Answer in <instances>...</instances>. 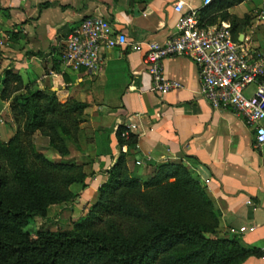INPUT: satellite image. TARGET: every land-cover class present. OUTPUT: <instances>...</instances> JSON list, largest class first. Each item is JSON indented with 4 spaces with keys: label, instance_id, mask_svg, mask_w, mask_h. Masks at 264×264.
Listing matches in <instances>:
<instances>
[{
    "label": "crops",
    "instance_id": "1",
    "mask_svg": "<svg viewBox=\"0 0 264 264\" xmlns=\"http://www.w3.org/2000/svg\"><path fill=\"white\" fill-rule=\"evenodd\" d=\"M200 1L0 0V79L4 69H10L22 83L53 90L59 101L72 97L86 103L77 140L69 142L66 155L82 165L85 176L81 183L69 185L75 192L72 199L50 203L46 214L55 212L64 224L84 214L121 152L128 171L142 180L158 162L180 159L218 211L216 234H235L254 250L238 264H264V143L254 145L253 124L231 108L213 107L201 97L197 66L187 55L161 60L164 76L177 80L176 86L162 92L149 89L144 42L162 41L173 31L180 11L200 8ZM245 2L227 11L241 17L253 6ZM90 14L105 17L126 41L111 47L101 44V64L94 72L66 68L59 60L65 35ZM247 16L238 37L264 49V22ZM1 113L11 122L7 129ZM127 121L136 124L129 132L131 143L118 139ZM15 128L9 98H0V139L6 140ZM46 150L50 159L61 157L50 146L42 148ZM242 225L253 227L239 230Z\"/></svg>",
    "mask_w": 264,
    "mask_h": 264
},
{
    "label": "trees",
    "instance_id": "2",
    "mask_svg": "<svg viewBox=\"0 0 264 264\" xmlns=\"http://www.w3.org/2000/svg\"><path fill=\"white\" fill-rule=\"evenodd\" d=\"M239 1L211 0L199 8V18L228 20L235 37L248 16L237 18L227 7ZM0 82V98H9L16 124L0 139V264H238L254 251L235 234H216L218 211L184 162H158L142 180L128 171L122 152L70 227L30 235L24 226L45 216L50 203L72 199L69 185L83 181L82 165L66 155L86 103L59 101L53 90L22 83L10 69ZM118 139L134 141L131 133ZM45 145L61 157L48 158Z\"/></svg>",
    "mask_w": 264,
    "mask_h": 264
},
{
    "label": "built area",
    "instance_id": "3",
    "mask_svg": "<svg viewBox=\"0 0 264 264\" xmlns=\"http://www.w3.org/2000/svg\"><path fill=\"white\" fill-rule=\"evenodd\" d=\"M210 1L201 0V6ZM251 13L255 22H264V1L254 6ZM125 41V34L114 32L105 17L86 15L66 33L59 60L66 68L91 73L100 67L101 44L111 47ZM134 45L139 47L140 43ZM144 45L142 60L150 75V90L162 92L178 84L177 80L164 76L163 57L187 55L197 66L201 97L213 107H229L242 115L253 124L254 145L264 143V49L251 47L237 32L233 37L228 20L203 22L199 8L191 6L180 11L173 31L162 41L147 40ZM135 127L134 122L127 121L119 135L126 138ZM252 227L242 225L238 229Z\"/></svg>",
    "mask_w": 264,
    "mask_h": 264
},
{
    "label": "rangeland",
    "instance_id": "4",
    "mask_svg": "<svg viewBox=\"0 0 264 264\" xmlns=\"http://www.w3.org/2000/svg\"><path fill=\"white\" fill-rule=\"evenodd\" d=\"M245 1H246L245 3H247V4H244V5H248V3H250L252 1L253 6L249 9V11L244 12L241 17L236 16L237 18L243 19L245 15H249V14L252 16V13H251L252 8L263 2V0L262 1H260V0H245ZM238 29H240V28H238ZM238 29H237V31H238ZM253 48L257 49L256 47H253ZM257 50H259V49H257ZM260 50H262V49H260ZM6 111H8V110H6ZM1 117H3V119L5 118L4 119L5 124H3V127H5L7 129L10 126L11 122L8 120L7 115H5L4 113H1ZM44 153H45V155H48V157H51V152L49 150L48 151L46 150ZM74 220H71V222H67V223L65 222V224H64L61 220H59L55 216V212H53V213L50 212V214H45V216H43V217L32 218L24 226V230H26L30 235H34L36 230H38V229L54 230L58 227H70L72 221H74Z\"/></svg>",
    "mask_w": 264,
    "mask_h": 264
}]
</instances>
